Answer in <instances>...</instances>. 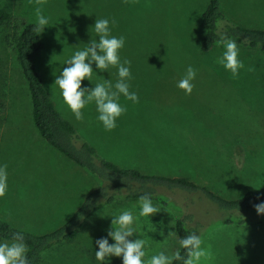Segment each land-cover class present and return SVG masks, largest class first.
<instances>
[{
  "label": "rangeland",
  "instance_id": "obj_1",
  "mask_svg": "<svg viewBox=\"0 0 264 264\" xmlns=\"http://www.w3.org/2000/svg\"><path fill=\"white\" fill-rule=\"evenodd\" d=\"M206 2L47 0L42 14L49 22L40 33L44 49L35 58V66L56 108L76 129L81 128L85 139L104 158L112 161V155H124L140 164L148 163L144 170H152L149 163L154 164V169H161L159 156L164 147L160 146L167 142L172 149L177 146L169 160L180 164L183 172L168 176H187L227 198H236L248 189L264 193V61L258 59L256 52L248 53V47L237 45L245 67L234 79L217 63L225 50L223 46L207 52L199 48V15ZM219 2L231 22L264 28V0ZM1 7L37 24L36 0H0ZM100 18L109 20L112 36L125 38L120 58L122 63L125 59L131 61L129 91L139 98L133 103L120 96L119 103L126 112L116 120V125L121 123L122 127L111 131L98 121L94 103L82 109L84 120L77 121L54 83L75 51L98 40L94 23ZM7 34L0 31V98L5 103L0 113V166L7 165L8 186L6 195L0 197V219L41 234L65 222L97 182L39 135L31 117L27 82ZM188 66L197 71L191 95L177 87ZM92 67L93 78L82 81V87L93 88L104 80L113 84L117 81L116 68L100 72L94 63ZM249 67L254 71H248ZM130 125L136 129L143 125L153 140H147L145 148L132 150V129L124 127ZM140 141L136 148L143 144ZM164 193L183 206L188 203L196 218L205 224L219 214L209 207L210 213L205 215V202L192 203L189 197L185 200L168 190ZM125 210L136 217V231L129 239L146 241L145 261L161 251L167 255L176 251L178 241L166 210L142 217L139 203L123 201L102 209L91 220L92 226L103 223V235L94 234L97 239H91L85 233L53 251L44 264H101L95 258V242L107 238L109 244L114 243L107 233L112 218ZM260 218V224L242 226L215 223L218 219L211 222L202 237L208 256L202 258L201 264H264V217ZM102 264H122V257H109Z\"/></svg>",
  "mask_w": 264,
  "mask_h": 264
},
{
  "label": "trees",
  "instance_id": "obj_2",
  "mask_svg": "<svg viewBox=\"0 0 264 264\" xmlns=\"http://www.w3.org/2000/svg\"><path fill=\"white\" fill-rule=\"evenodd\" d=\"M36 23L19 15H12L0 8V31L7 32L21 72L27 82L30 96L31 117L39 135L59 153L92 176L97 184L82 199L65 222L47 232L38 234L13 226L0 219V243L12 242L14 233H22L27 247L29 264H44L45 258L65 244L75 242L85 233L103 235V223L92 226L91 220L102 209L120 202L139 203V197L149 194L160 210H166L172 217V229L179 239L195 233L203 237L209 225L215 223L242 226L246 223L260 224L264 214L258 215L254 205L264 203V193L248 189L236 198H227L209 188L203 182L193 181L187 176H168L143 173L135 167L120 166L101 156L95 147L77 131L75 125L55 106L43 77L35 66V58L44 49L41 35L34 29ZM199 48L207 52L219 44L221 36L236 41L237 45L260 50L264 54V28L235 24L228 20L221 10L219 0H207L199 15ZM0 98V113L4 109ZM166 190L179 193L192 203L205 202L204 213L216 218L207 224L196 218V213L164 193ZM198 217V216H197ZM184 254L183 249H180ZM174 264H181L177 261Z\"/></svg>",
  "mask_w": 264,
  "mask_h": 264
},
{
  "label": "clouds",
  "instance_id": "obj_3",
  "mask_svg": "<svg viewBox=\"0 0 264 264\" xmlns=\"http://www.w3.org/2000/svg\"><path fill=\"white\" fill-rule=\"evenodd\" d=\"M127 2V0H125ZM47 0H36L37 7L35 15L37 25L35 31L40 34L48 24V19L42 14V6ZM116 21L113 19L112 24ZM94 31L98 37L89 41L83 50H77L73 56L65 63L67 67L56 77L54 83L60 89L64 104L71 111L77 121H83L82 109L90 103H94L98 112V121H100L106 131H111L116 127V120L126 112V108L119 103V98L123 95L126 99L137 103L139 98L136 93L129 91L128 81L131 79L130 64L131 61L125 59L123 63L120 58V50L124 47L125 38H119L111 35L109 20L106 18L96 19ZM225 49L222 56L217 59V63L222 65L226 71L231 73L232 78L239 77L240 69L244 68L243 62L239 59V48L233 39L221 36L218 42ZM93 63L96 70L105 72L110 68L118 70V79L113 84L110 80H104L96 83L93 88L82 87V81H91L93 78ZM127 65V66H126ZM248 71H254L249 67ZM197 71L192 66H188L183 78L178 82L177 87L185 95H191L195 85L192 81L196 78ZM7 165L0 166V197H4L7 192ZM140 212L142 217H150L160 211L153 205L149 194L139 197ZM258 215L264 214V203L254 205ZM136 217L130 210L123 211L120 215L112 218L111 230L107 236L114 243L109 244L107 238L96 240L98 251L95 252L97 261L102 262L109 257H122V264H201L202 258L208 256V252L202 247L203 240L195 233L189 234L179 239L180 249L171 255L164 251L145 261L146 241L141 238L129 239L133 237L135 228L133 227ZM27 247L24 243L22 233H14L12 242L0 243V264H29L27 259Z\"/></svg>",
  "mask_w": 264,
  "mask_h": 264
},
{
  "label": "crops",
  "instance_id": "obj_4",
  "mask_svg": "<svg viewBox=\"0 0 264 264\" xmlns=\"http://www.w3.org/2000/svg\"><path fill=\"white\" fill-rule=\"evenodd\" d=\"M198 30H199L198 37H200L201 30L199 29V26H198ZM245 49H243V50H245ZM246 50L250 54H254V52H256V54L258 56V59L261 60V61H264V59H262V56L264 58V54L260 50L254 49V48H247ZM248 50H253V51H248ZM173 53H174V51H173ZM261 61H258V62H261ZM120 125H121V123H118V126L116 125V128H121L122 126H120ZM124 127L127 128V129H129V128L132 129L133 134L131 136L129 135L131 137L132 141H133L132 144L130 145V147H131L132 150L139 149V148H145L146 141L147 140H153V138L150 139V137L148 136V129L144 128L143 125L140 126L139 129H136V127L134 125L124 126ZM77 130H78V133L80 135L82 134V137L83 138H86V135L84 134V132L83 133L81 132V128L80 127H78ZM139 139L142 140L140 142L143 143V144H139L138 145V148H136L137 146H135V144H136V142ZM168 142H173V141L170 140ZM171 145H172L171 143L162 142V145L160 146V148H163L164 147L163 148L164 151H163L162 156H165V155H168V154L169 155H168L167 158H162V156L161 157L159 156V159L162 162V165L160 166L161 169L157 168V166H156V169L157 170L153 168L154 167V164H151V163H149V168H151L152 170H144V168H145L144 166H147L148 167V163L145 164V165H143V163L140 164L137 161L136 162L133 161L135 158L129 157V156L127 158L124 155L114 154V155L111 156V159H112L113 162L117 163L118 165H121L120 163H124V164L130 165L131 167H135V168L138 167V169L140 168L143 173H156V174H164V175H171V174H174V173H183L179 169V168H181L180 167V164H177V163L169 160V158H171V157H173L175 155L174 151L176 150V147H177V146H175L172 149V147H169ZM125 167H127V166H125Z\"/></svg>",
  "mask_w": 264,
  "mask_h": 264
}]
</instances>
